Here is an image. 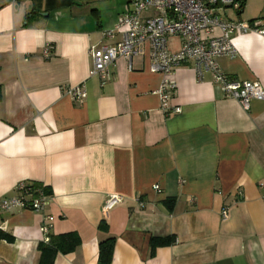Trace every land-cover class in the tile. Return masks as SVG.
Returning <instances> with one entry per match:
<instances>
[{
	"label": "crops",
	"instance_id": "0c3cea01",
	"mask_svg": "<svg viewBox=\"0 0 264 264\" xmlns=\"http://www.w3.org/2000/svg\"><path fill=\"white\" fill-rule=\"evenodd\" d=\"M136 1L0 0V200L21 182L52 196L44 213L0 215V232L13 238L0 240V264H39L46 216L51 238L81 240L54 264H100L111 239L112 264H264V101L246 111L190 61L163 109L150 44L131 62L119 58L107 79L91 77L90 49L123 40L117 26ZM239 1V11L216 14L264 29V0ZM232 43L235 55L219 67L264 87V36L235 34ZM180 46L170 40L172 51ZM82 85L84 102L67 96ZM112 195L124 200L106 213ZM169 237L176 242L153 255L152 238Z\"/></svg>",
	"mask_w": 264,
	"mask_h": 264
},
{
	"label": "built area",
	"instance_id": "2783aa9c",
	"mask_svg": "<svg viewBox=\"0 0 264 264\" xmlns=\"http://www.w3.org/2000/svg\"><path fill=\"white\" fill-rule=\"evenodd\" d=\"M231 7L237 11L242 8L239 0H139L135 2L133 12L121 17L118 29H125L123 40L115 46L96 45L90 49L93 61L91 77L107 79L109 68L119 58L127 61L142 53V47L151 46L150 72L164 77L158 94L163 109H168L177 84L174 74L194 61L197 72L203 70L214 75L215 84L228 98L238 100L246 111L251 109L253 101H264V87L259 82L232 80L217 64L221 57H233L236 53L232 36L257 33L264 36V29L255 22L224 21L218 16L217 9ZM157 10L158 17H144V13ZM220 34L214 36V32ZM112 36V32L108 33ZM177 38L181 42L178 51L169 47L170 40ZM52 46L48 44L43 52L45 60L50 59ZM73 101L84 102L88 93L84 85L66 90ZM174 113L180 114L181 108L175 107ZM264 188V181L260 184ZM159 187H156L158 189ZM18 195L0 200V215L17 210L44 213L52 202V196L44 187L28 182L18 183ZM124 198L112 195L105 204V212L120 205ZM264 201V196H263ZM227 220L228 210L222 213ZM52 218L45 217L43 232L48 239L51 234ZM48 242V240H47Z\"/></svg>",
	"mask_w": 264,
	"mask_h": 264
},
{
	"label": "trees",
	"instance_id": "16d2710c",
	"mask_svg": "<svg viewBox=\"0 0 264 264\" xmlns=\"http://www.w3.org/2000/svg\"><path fill=\"white\" fill-rule=\"evenodd\" d=\"M240 2V1H239ZM243 6V3H242ZM2 100V91L0 89V102ZM38 186V185H36ZM47 192V190L45 189ZM48 193V192H47ZM49 194V193H48ZM167 203H174V201H167ZM103 230H107L104 226ZM0 240L13 242V238L0 232ZM176 242L174 237L169 238H152L151 248L154 255L156 250L161 247H168ZM81 244V240L76 233H69L58 237L49 236V241L40 246V260L39 264H54L55 259L59 253L69 254L74 252ZM115 250V240H107L100 244V264H112Z\"/></svg>",
	"mask_w": 264,
	"mask_h": 264
}]
</instances>
